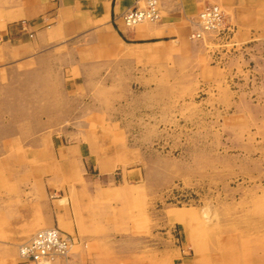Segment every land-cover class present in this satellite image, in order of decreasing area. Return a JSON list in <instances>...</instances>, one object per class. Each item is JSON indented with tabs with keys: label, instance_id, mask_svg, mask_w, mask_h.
I'll return each mask as SVG.
<instances>
[{
	"label": "rangeland",
	"instance_id": "374dc122",
	"mask_svg": "<svg viewBox=\"0 0 264 264\" xmlns=\"http://www.w3.org/2000/svg\"><path fill=\"white\" fill-rule=\"evenodd\" d=\"M220 7L224 31L189 37L205 42L206 74L194 73L189 46L145 87L109 89L108 73L90 65L54 67V104L69 120L52 133L83 141L69 187L116 185L118 214L132 212L147 240L183 241L196 264H264V39L241 43L236 16ZM87 50L76 48V67Z\"/></svg>",
	"mask_w": 264,
	"mask_h": 264
},
{
	"label": "crops",
	"instance_id": "0c3cea01",
	"mask_svg": "<svg viewBox=\"0 0 264 264\" xmlns=\"http://www.w3.org/2000/svg\"><path fill=\"white\" fill-rule=\"evenodd\" d=\"M159 2V22L129 27L126 13L143 0H0V264H20V246L50 228L82 243L73 264H196L183 241L158 232L149 244L132 212L119 215L116 185L69 187L70 165L84 164L83 141L67 130L60 139L52 133L69 120L61 101L54 104V67L80 73L90 65L94 74L108 73L109 89L118 80L128 89L145 87L189 46L199 60L194 73L206 74L205 42L189 37L208 4L236 16L241 43L264 39V0ZM78 46L91 49L79 55L82 67H76Z\"/></svg>",
	"mask_w": 264,
	"mask_h": 264
},
{
	"label": "built area",
	"instance_id": "2783aa9c",
	"mask_svg": "<svg viewBox=\"0 0 264 264\" xmlns=\"http://www.w3.org/2000/svg\"><path fill=\"white\" fill-rule=\"evenodd\" d=\"M143 5L129 10L125 22L129 27L140 23H157L161 19L159 0H143ZM198 31L195 38L204 32L225 30L226 17L223 9L216 4L206 5L197 17ZM76 239L57 228L38 231L31 239L20 246V264H59L69 263L70 253L77 245Z\"/></svg>",
	"mask_w": 264,
	"mask_h": 264
}]
</instances>
